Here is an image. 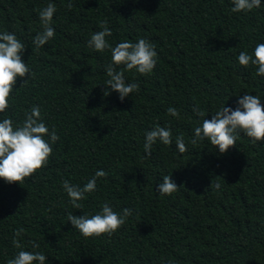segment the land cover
Returning <instances> with one entry per match:
<instances>
[{"label": "trees", "instance_id": "obj_1", "mask_svg": "<svg viewBox=\"0 0 264 264\" xmlns=\"http://www.w3.org/2000/svg\"><path fill=\"white\" fill-rule=\"evenodd\" d=\"M71 2L68 9L69 0H0V33L25 45L21 58L30 69L17 78L0 121L11 118L15 128L38 105L59 136L54 144L44 137L53 149L48 163L22 184L0 178V264L20 250L45 254V264H264V141L238 132L225 153L207 139L191 143L204 119L222 106L235 110L245 94L264 105V77L238 61L241 51L252 55L264 43V0L238 13L232 0ZM49 3L54 37L36 49L39 11ZM103 20L112 47L143 38L157 52L148 75L117 67L127 83L139 84L123 101L116 91L104 95L111 50L87 43ZM157 125L171 130L172 144L157 140L147 157L145 132ZM101 169L107 177L73 208L63 181L83 187ZM164 175L178 186L171 195L156 190ZM104 203L133 210L112 235L85 238L67 220L69 213L95 215Z\"/></svg>", "mask_w": 264, "mask_h": 264}, {"label": "clouds", "instance_id": "obj_2", "mask_svg": "<svg viewBox=\"0 0 264 264\" xmlns=\"http://www.w3.org/2000/svg\"><path fill=\"white\" fill-rule=\"evenodd\" d=\"M234 13L250 11L261 6V0H232ZM71 0L67 8L71 9ZM56 6L49 3L39 11V19L42 31L33 39L36 49L44 46L54 37V28L51 26L53 14ZM102 29L91 35L88 40V47L97 52H104L105 49L111 50V62L106 66V74L109 77L105 81L108 90L104 95H109L110 91L119 93V99L123 101L133 92L139 90L138 83H127L124 71H117V67L123 65L131 71L136 70L141 75L150 74L156 66L157 52L155 46L146 39H139L138 42H120L112 47L106 37L112 35L108 27V21L99 22ZM25 50V45L21 43L15 34L9 32L0 33V113H3L9 106V97L16 85L18 77H27L30 69L22 60L21 55ZM240 65L248 66L250 63L257 66L256 74L264 77V43H259L254 48V53L249 55L246 51H241L238 55ZM25 81V80H24ZM238 106L235 110L230 107L222 106L215 112L211 119H204L201 126L194 129L192 144L200 140L207 139L216 147L220 153H225L230 146L236 145L237 133L243 132L252 139L253 143L264 141V105L258 95L245 94L238 99ZM193 112L202 116L203 113L198 106L193 107ZM167 113L178 118L180 113L174 107H169ZM51 144L59 140L55 129L49 132V128L43 122L40 107L33 106L26 112V118L22 125L14 128L13 120L5 118L0 121V178L8 183L17 182L22 184L25 178L33 176L38 169L47 165L52 154ZM159 140L164 145L172 144V132L170 129L157 125L152 130L145 132L144 151L147 157L152 155V146ZM176 147L180 154L187 151L183 136H177ZM107 177V172L97 170L94 176L83 187L71 184L68 180L63 181V188L68 194L72 206L81 209L79 203L85 198V193L96 190L98 178ZM219 187V184L215 185ZM161 195H171L178 190L177 184L164 175L163 181L156 189ZM133 215V210L124 208L122 213L114 211L107 203H104L100 212L95 215L76 216L68 214L67 220L71 222L73 228L85 238L98 237L102 234L112 235L126 222V219ZM24 229H17L13 239L16 248L21 249L22 245L17 239L21 236ZM32 248H39V244L32 241ZM47 257L41 252L20 250L14 258L9 259L7 264H45Z\"/></svg>", "mask_w": 264, "mask_h": 264}]
</instances>
